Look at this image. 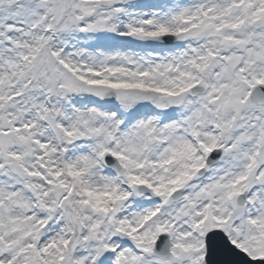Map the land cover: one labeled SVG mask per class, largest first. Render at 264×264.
Instances as JSON below:
<instances>
[{"label": "snow or ice", "instance_id": "snow-or-ice-1", "mask_svg": "<svg viewBox=\"0 0 264 264\" xmlns=\"http://www.w3.org/2000/svg\"><path fill=\"white\" fill-rule=\"evenodd\" d=\"M0 264H264V0H0Z\"/></svg>", "mask_w": 264, "mask_h": 264}]
</instances>
